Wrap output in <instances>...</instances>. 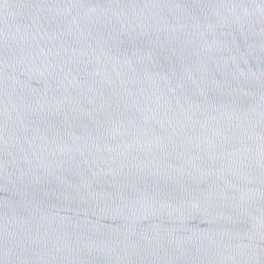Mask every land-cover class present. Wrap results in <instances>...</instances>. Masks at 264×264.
I'll return each instance as SVG.
<instances>
[{
	"label": "water",
	"instance_id": "obj_1",
	"mask_svg": "<svg viewBox=\"0 0 264 264\" xmlns=\"http://www.w3.org/2000/svg\"><path fill=\"white\" fill-rule=\"evenodd\" d=\"M0 264H264V0H0Z\"/></svg>",
	"mask_w": 264,
	"mask_h": 264
}]
</instances>
